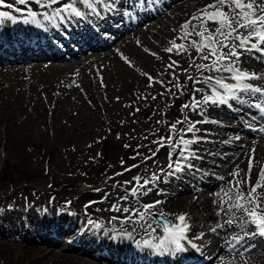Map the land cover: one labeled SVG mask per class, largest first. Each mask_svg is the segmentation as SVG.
Segmentation results:
<instances>
[{"label": "bare ground", "instance_id": "1", "mask_svg": "<svg viewBox=\"0 0 264 264\" xmlns=\"http://www.w3.org/2000/svg\"><path fill=\"white\" fill-rule=\"evenodd\" d=\"M176 1L171 2L165 8L158 11L156 16L148 19L144 23L130 26L124 33L114 37L113 42H103L100 45L92 44L93 37L87 34L86 39L84 36L83 38L80 36V39L83 40V44L80 46V52L75 54L70 48H67L64 59L58 57L53 52L51 57L53 61L47 64L39 61L30 65L1 68L0 84L10 83L8 88L3 87L0 90V96H3L5 107L10 102V105H13V109L21 111V113H17L18 116L25 113L26 108L24 105L31 107V111H28L19 120L12 118L9 124L4 126L5 130L11 126H16L15 129H9L7 132L14 138L15 143L20 144L21 140L24 143L29 141V131L32 126H39L42 122L46 124L42 130L44 139L50 143L58 142L64 136L66 138L83 139L87 135H93L98 131L104 130L105 127L111 126L123 130L125 134L133 137L139 135L142 138L144 134L147 135V141L149 142L144 147L148 150L149 148L155 150L157 145L151 144L150 141L159 138L160 132L165 126L167 128L165 137L169 133L166 118L162 124L157 123L160 114H171L177 104L182 103L183 105L189 103L193 81L188 80L187 75L190 74L196 78L200 77V73L195 68L190 69L189 73H184L183 69L187 68L190 62L187 54L177 56L166 53L163 49L168 47V42L178 34L180 25L189 19L193 13H196L198 9H202L205 5L212 3V0ZM148 21L152 22L147 23ZM209 27H215V25L210 24ZM174 29L177 31H173ZM112 43L114 45L107 49ZM177 43H180V41H177ZM140 45H143V47ZM84 46H87V48L82 52ZM145 47L158 53L162 59L145 53L143 50ZM87 51L92 52L87 53ZM85 52L87 53L86 55L79 56ZM120 53L127 56L134 67L130 68L125 64L121 59ZM11 55L16 56L17 54L13 52ZM169 55L172 56L173 60H178L180 63V67L176 69V74L178 75L180 84L183 86V95L177 92V95L173 96L171 92H165V89L159 84L148 88V81L142 75L143 72H147L153 77H157L158 73L163 72L164 75L159 78L167 83L172 78L169 75L170 70H165V66L170 63ZM191 55H196L195 50L191 51ZM36 56L39 59L43 54L40 52ZM256 56L255 53L252 55L245 54L241 58V67L249 72H255L257 75L264 76V64H259L260 59H256ZM0 58L5 59L4 57ZM201 62L197 59V63ZM203 62L206 63L207 61ZM204 75L228 77L227 73L216 72H205ZM101 77H103L105 87H101ZM73 81H75V84H79L80 88H77L73 84ZM229 81L230 79H226V82ZM55 82L56 84H54ZM69 85L72 86L69 87ZM253 85L261 86L264 85V82L253 80ZM195 86L205 88L203 84H197ZM122 87L123 91L128 90V93L122 96V99L117 100L116 97H119ZM167 87L172 88V85L167 84ZM175 91L176 89L173 88V92ZM161 92L165 94L160 96L159 93ZM204 94H209L207 89H205V93H197V98H200ZM142 95H147L149 98L147 100L137 99L138 96ZM153 95L157 97L154 101L151 99ZM252 98L253 100H257L258 96ZM134 101L135 103L133 104ZM57 102L58 108H60L58 117L54 113ZM62 102L63 104L60 105ZM125 105L133 106L125 107ZM146 105L152 108L151 115L146 117L148 122H141L135 116L136 114L146 116L147 110L143 109ZM239 107L243 108V111L239 112L243 113L242 119L245 120L244 110L251 109L252 105L243 104L239 105ZM135 108H139L140 111L135 113V115H131ZM63 109H67V111L68 109H75L77 115L74 116L70 112L69 117H67ZM221 110H223L221 109V105H208L205 107L206 115L203 118L219 121L220 123L197 125L200 131L196 134L206 133L207 135L205 136L209 137L207 140H200L191 146L192 148H197L194 151L196 158L190 161L191 164L197 162L200 164L203 163V160L198 158V155L202 152L201 150L199 151L200 148L205 150L215 147L234 146L232 143H220L216 140L220 136H236L242 129L234 114H228L226 112L223 114ZM183 114L189 116L192 120L201 119V116L188 110H185ZM62 116L69 118L70 120L67 119L66 121L70 124L63 122ZM121 121H124L123 125H121ZM235 122L239 123V125L234 124ZM229 124L233 126L232 132L224 128ZM161 126H163L162 129L158 131ZM179 127L181 126L177 125V128ZM50 133H52V136ZM191 135L189 133L186 138H189ZM257 137L260 138L242 143L243 147H238L239 150L237 153L222 156L215 152L211 155L216 158L221 157L224 160V163L221 164L224 170L215 171L216 173H214L216 177L215 181L219 183L217 189L202 197L195 193L183 195L180 188L170 190L166 193L161 191L158 198L162 203L150 210L145 220L152 223V228H157L158 225L153 221L152 213L163 212L167 218L176 221L175 217L182 210V212L187 213V221L194 228L201 230V233L209 236L207 245L211 246L214 240L219 244L218 249L213 255L215 257L218 251H221L216 264H264V237L259 235L245 237L246 232L251 233L254 231V226L249 224L243 228L241 227V222L245 219L243 213L233 210L235 211V215L240 217V219H234L231 224L225 223V220L232 215L231 212L228 213V217L224 216L223 213L220 216L217 215L221 197L231 187L229 181H232L233 177L230 173L239 166L240 169L244 170L240 175L241 177L244 176L248 168L249 156L252 154L253 149L255 150L252 169L253 183H255L260 169L264 168V135L259 133ZM140 138L135 141L144 142ZM140 148L141 153L147 155V153H144L145 149L143 147ZM170 151L173 153L172 159L175 160L177 158L176 153L179 151L178 148H161L157 155L150 161H143L140 157L132 160L130 157L133 155H129L128 159L125 160L124 167L131 166L134 163L138 164L139 167L132 169L131 172H124L122 176L113 179H109L111 173L108 174V170L105 174V180L108 185H113L118 183V179L121 177L125 175L129 176L133 173H138V175L147 178L150 176L149 172L157 170L159 163H162V165L169 163L167 159H169ZM209 152L210 150L203 152V155L208 156ZM203 159L204 161L206 160V158ZM208 162L211 164L213 160L210 158ZM120 168V171L123 172V167ZM168 171L169 169L167 167L164 172L166 173ZM188 173L191 172L189 171ZM205 174H212V172L205 171ZM221 177L223 179H220ZM163 182L162 179L156 184L150 185L151 191L147 192V194H141L144 201L147 198H152L150 200L151 203L156 201L154 192L156 188H164L166 186ZM188 189L194 191L192 188ZM259 191L264 193V189ZM137 203L138 206L136 208H142L145 205V202L144 204ZM22 212V209L17 206L13 209L5 207V212H0L1 264H131L126 260L123 261L122 259L115 258V253L103 245L101 241L98 243L95 242V244L90 243V241H82L79 232H76V229H74L76 226L75 222H71V225H68V227H61L56 224L57 219H51L45 214L37 218L34 213L28 214V222L22 217ZM63 218L67 220L66 217ZM4 222L11 223L17 233L14 234L9 229L4 228ZM134 223L140 227L145 222ZM204 223L209 226H206ZM124 224L130 225L132 223L127 222ZM31 225L32 227L38 228V237H33L30 231H28ZM87 225L85 224L87 227L85 230H88ZM218 225H222V227ZM50 228H54L53 232H56L54 236L51 235ZM23 229L25 231L27 230L26 234L22 233ZM213 229L215 231H212ZM149 230L151 231V229ZM118 231H120V228H118ZM129 231L133 236L138 237L141 235L135 229L131 228ZM212 232H214V236H212ZM64 236L69 237L70 242L65 243L63 241ZM216 236H219V238L216 239ZM250 241L253 242V247L248 249L244 248L243 245H246ZM123 247L131 251L128 244H124ZM227 251H233V253H227ZM234 252H238L241 256Z\"/></svg>", "mask_w": 264, "mask_h": 264}, {"label": "snow or ice", "instance_id": "2", "mask_svg": "<svg viewBox=\"0 0 264 264\" xmlns=\"http://www.w3.org/2000/svg\"><path fill=\"white\" fill-rule=\"evenodd\" d=\"M34 2L41 9L52 8V14L49 15L47 11L42 13L45 20H54L60 17L64 18H83L85 13L77 7V0H69L67 3H62L61 0H15L13 3H6L5 0H0V7L12 9L15 12H22L25 14V23L29 22L28 18H31V22H38V13L33 11L30 7L24 9L16 7L17 5H29ZM143 2V0H141ZM79 3L84 5L92 13L99 14L97 12V5H103L105 8H110L113 5L106 3L105 0H79ZM54 5L59 7L53 8ZM12 20L16 21L17 17L12 15L9 11H0V20ZM215 25V27H209V25ZM173 31H177L174 29ZM195 37V38H194ZM180 41V43H177ZM169 46L164 48L163 51L169 54H175L177 56H183L185 54L189 57V64L187 68H184V73H189V70L195 68L200 73V77L196 78L192 75H187V79L193 81L192 94L190 102L185 103L181 106L182 113L188 110L196 115L201 116L200 120H192L189 116L185 115L184 118L178 119L168 125L169 133L165 136H160L157 139L150 141L151 144L157 145L156 149L149 148L150 155H144L138 149L142 147L137 145L134 149L135 154L130 157L132 160H136L140 157L143 161H150L157 155L161 148H178L179 151L176 153V159L173 160V153L169 152V163L167 165L169 171L164 172L163 169L160 173H152L149 177L144 178L140 175L134 176L133 181L135 184L128 189V194L137 197L140 194H147L151 191L150 185L156 184L158 181L166 177H173L177 173H181L185 168L192 169L194 165L191 164V160L196 158V154L192 149L194 143H198L203 137H198L195 134L200 131L197 127L199 124L204 123H215L219 124V121L207 120L203 117L206 115L205 107L208 105H226L232 107L230 102H235L238 105L249 103L246 97H259V99L253 103L256 109L261 113H264V87L259 85H253L248 81L252 80H264V76L257 75L255 72H249L241 67V58L245 55H252L258 53L256 59H264V0H212V3L205 5L202 9H198L196 13H193L178 30V34L172 38L169 42ZM139 44V42H138ZM143 47V45H140ZM144 52L150 56L158 59V53L151 51L148 48H143ZM195 50L196 55L192 56L191 51ZM121 59L130 68L134 67L131 60L120 53ZM197 59L202 61L197 63ZM169 61L165 66V70L169 71V75L172 77L167 83L159 78L164 73H158L157 77H153L147 72H143L148 81L147 87L152 88L155 84H159L165 89V92H171L173 96L183 95V86L179 82L176 69L180 67L178 60H173L172 56L169 55ZM207 61L208 63H204ZM227 73L228 77L223 76L217 77L213 75L205 76L204 73ZM226 79L235 81V83H228ZM101 87H105L103 83V77L100 78ZM75 84V81H73ZM167 84H171L172 88H168ZM203 84L205 88H199L195 85ZM72 85H69L71 87ZM77 88H80L79 84H75ZM173 88L176 89L173 92ZM205 89L209 94H204L197 98V93H205ZM83 91V89H81ZM165 93H159L163 96ZM147 95L138 96L137 99L147 100ZM117 100L120 97H116ZM154 101L157 99L156 96H151ZM89 103H91L89 101ZM135 101L133 102V104ZM133 105H125V107H132ZM139 108H135L131 115L139 112ZM135 122V121H133ZM124 121H121L123 125ZM161 123V121H157ZM177 125L181 127L177 128ZM111 131V129H109ZM259 131L264 133V127L260 128ZM191 133L192 136L188 137ZM239 139V137H236ZM103 139V138H101ZM117 139H120V135L117 134ZM148 139L147 136L144 137ZM99 142V141H98ZM91 147V145H89ZM125 148H131L132 145L125 144ZM255 150L253 149L252 154L249 156L248 168L241 177L240 173L244 170L237 166L230 175L233 177L232 181H229L231 187L228 191L224 192V196L221 197L219 203V211L217 215L220 216L222 213L228 217V213H232L230 217L225 220V223L231 224L234 219H240L235 215V211H241L245 219L241 222V227L246 225H253L255 231L251 233H245L247 236H261L264 237V193L261 189H264V168L260 169L255 183L252 182V169ZM100 153H97L99 156ZM123 167V172H117L115 176H122L124 172H131L132 169L138 168V164H132L131 166L124 167V160L120 161ZM114 177H109L113 179ZM220 179H223L221 177ZM133 181H124L125 185L133 184ZM166 182V180H165ZM100 191V189H95ZM107 194H105V198ZM226 198V199H225ZM121 201H127L128 195L121 196ZM162 201L156 200L152 204L143 205L142 208L133 207H118L113 205L111 210L118 212L127 213L124 217L125 222H141V227L152 228V223L146 221L145 217L149 214L150 210L156 208L157 205L161 204ZM215 203V202H214ZM235 210V211H233ZM153 219L157 216L160 217L163 226L164 237L161 239L159 244H151L149 241L144 243L155 250L168 252L172 249L166 248L165 245L174 246L175 250H183L182 240L187 238V231L190 229V225L187 223V214H180L175 217L176 222L169 221L163 212L152 213ZM222 227V225H218ZM212 231H215L213 229ZM199 238V237H198ZM239 242V241H237Z\"/></svg>", "mask_w": 264, "mask_h": 264}, {"label": "rangeland", "instance_id": "3", "mask_svg": "<svg viewBox=\"0 0 264 264\" xmlns=\"http://www.w3.org/2000/svg\"><path fill=\"white\" fill-rule=\"evenodd\" d=\"M41 61L46 63L50 60ZM9 84V82L0 84V90L3 87L8 88ZM127 93L128 90L123 91L122 87L119 97L122 98ZM3 100V96H0V203L9 201V204L17 203L22 206L29 198L31 202L36 201L37 208L41 209L42 203H47V201L60 204L64 200L67 201V198L73 197L74 202L77 203L76 205L89 204L93 206L92 199L98 198V193L95 188L90 190V187L92 185H96L95 187L102 186L106 181L105 174L108 170L107 173H111L110 175L119 172L120 167H122L121 159L125 162L129 155H134V149L138 144L145 149V154L150 155L149 150L144 147L149 142L144 139L147 135L144 134L142 138L139 135L133 137L125 134L123 130L111 126L105 127L104 130L93 135H87L83 139L66 138L64 136L58 142L50 143L44 139L42 130L46 124L41 122L39 126H32L30 129L29 141L24 143L21 140L20 144H16L14 138L7 133L9 129L13 130L16 126H11L6 130L4 126L8 125L12 118L19 120L28 111H31V107L24 105L26 108L25 113L18 116L17 113H21V111L13 109L10 102L5 107ZM62 104L63 102L60 105ZM181 105L182 103L177 104L171 114H160L159 121H161V124L165 118L168 125L178 119L182 120L185 115L181 111ZM144 107L143 109L147 110L146 116L136 114L135 118L141 122H148L146 117L151 115L152 108L148 105ZM59 109L57 102L54 112L57 117L60 112ZM63 110H65L67 117H69L70 112L74 116L77 115L75 109ZM66 116L61 118H63V122L70 124L66 121L69 119ZM166 133L167 128L165 126L161 130L160 136H165ZM117 134L120 135V139H117ZM50 135L52 136V133ZM139 138L143 139L144 142L135 141ZM125 144H130L132 147L125 148ZM138 150L141 152V148ZM222 150L224 151L223 148ZM230 151V149H226V153ZM97 153H100V155L97 156ZM134 176L137 175L131 174L122 177L123 185H125L124 181H133ZM15 183H19V186L16 187ZM134 184L135 181H133V184L125 185V189H130ZM107 189L110 196L116 200L118 207H133L129 199L126 202L119 199L121 196L126 195L125 192L114 187ZM28 207H31V205ZM95 207L99 208L98 205ZM116 217L117 215H115L114 220ZM124 217H121L122 221H124Z\"/></svg>", "mask_w": 264, "mask_h": 264}]
</instances>
